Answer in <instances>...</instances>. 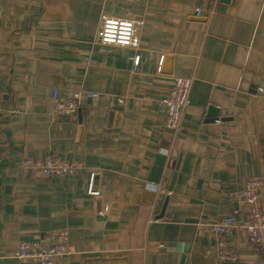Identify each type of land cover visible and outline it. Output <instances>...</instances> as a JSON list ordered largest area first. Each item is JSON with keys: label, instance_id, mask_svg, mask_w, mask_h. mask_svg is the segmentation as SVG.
<instances>
[{"label": "crops", "instance_id": "0c3cea01", "mask_svg": "<svg viewBox=\"0 0 264 264\" xmlns=\"http://www.w3.org/2000/svg\"><path fill=\"white\" fill-rule=\"evenodd\" d=\"M102 13L143 20L139 46L95 41ZM175 76L191 78L178 131L163 103ZM72 88L98 95L54 116ZM0 101V264H34L16 243L61 228L54 264H264L239 232L237 259H220L197 226L264 178V0H0ZM48 156L81 167L20 166Z\"/></svg>", "mask_w": 264, "mask_h": 264}, {"label": "built area", "instance_id": "2783aa9c", "mask_svg": "<svg viewBox=\"0 0 264 264\" xmlns=\"http://www.w3.org/2000/svg\"><path fill=\"white\" fill-rule=\"evenodd\" d=\"M196 15L201 8L195 7ZM143 20L102 13L97 28L95 41L105 45L137 48L140 42V29ZM139 61V54L132 57L133 69ZM190 77L175 76L169 94L163 99L166 108L165 125L175 131L181 128L182 113L188 102ZM98 93L72 88L55 97L51 113L60 117H75L80 107L82 96L94 97ZM3 106L0 101V113ZM20 166L32 175L53 176L73 174L81 167L78 160L65 161L48 156L45 160L26 157ZM87 191L97 194L90 177ZM264 178L251 176L237 193V206L230 213L216 221L199 222L198 230L210 235L222 260L234 261L237 254L227 239L239 232L246 241L253 244L264 259V210L262 209ZM69 252V233L67 228L49 231L32 240H20L16 243L12 256L21 261L34 264H54Z\"/></svg>", "mask_w": 264, "mask_h": 264}, {"label": "water", "instance_id": "95a60500", "mask_svg": "<svg viewBox=\"0 0 264 264\" xmlns=\"http://www.w3.org/2000/svg\"><path fill=\"white\" fill-rule=\"evenodd\" d=\"M209 111H211V110H209ZM176 167H177V165H176ZM174 176H175V172H173V174H172V176H171L170 183H169V186H168L169 189H171V187H172L173 180H174ZM166 202H167V197H166L165 200H164V203H163V206H162V210L164 209ZM161 214H162V213H160V214L158 215V217L161 216Z\"/></svg>", "mask_w": 264, "mask_h": 264}]
</instances>
